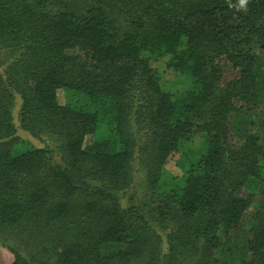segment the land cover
I'll use <instances>...</instances> for the list:
<instances>
[{"label":"trees","instance_id":"trees-1","mask_svg":"<svg viewBox=\"0 0 264 264\" xmlns=\"http://www.w3.org/2000/svg\"><path fill=\"white\" fill-rule=\"evenodd\" d=\"M0 51L11 264H264V0H0Z\"/></svg>","mask_w":264,"mask_h":264},{"label":"rangeland","instance_id":"rangeland-1","mask_svg":"<svg viewBox=\"0 0 264 264\" xmlns=\"http://www.w3.org/2000/svg\"><path fill=\"white\" fill-rule=\"evenodd\" d=\"M8 57L9 56L6 52L0 51V75L1 76L3 75L4 66L6 65L7 62H9ZM165 65H166L165 61H160V62L154 64L153 67L158 69L159 71L165 73L164 79L167 81V83L182 80V77L180 78V75H178V73L167 71L165 68ZM220 65H221V63H220ZM229 75H231V74L222 73V77H221L222 81L223 82L226 81V79H228L230 77ZM175 87L179 88L180 90H181V88H184V86H182L181 84H178V83L175 84ZM57 99H58L59 104L65 103L66 96L62 90L57 92ZM20 105H21L20 98L18 96H15L14 103H13V110H12L13 124L15 126L14 138L22 146H30V147H34V148H49L48 151H49L50 156L53 159V161L55 163H60L57 155H55V143H53L51 139L42 138V137H39L36 139L20 127L19 120H18ZM134 128L138 132V134L136 136H138L140 138L141 137L140 135L143 134L142 125H139L137 127L134 126ZM234 140L236 142H238L237 137H235ZM174 158H175V156L172 158L171 161H169L167 163V166H166V169L172 174L177 173L175 166H174ZM141 172H142V170L140 168V165H139L138 161L136 160L134 163L133 182L130 185L129 189L120 198L119 203H120L121 207H123V208L127 207L132 203H135V204L142 203L146 200V189H145V186L142 185L143 174ZM165 237H166V235L164 233H162L161 234V240H162L161 253L162 254L166 253L167 245L165 242ZM12 259H13V256L11 255V253H9V251L5 247L1 246V244H0V264H11Z\"/></svg>","mask_w":264,"mask_h":264}]
</instances>
